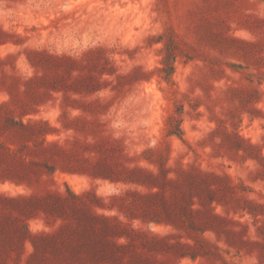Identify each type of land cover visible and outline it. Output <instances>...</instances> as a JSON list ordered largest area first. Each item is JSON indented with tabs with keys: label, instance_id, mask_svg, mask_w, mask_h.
<instances>
[{
	"label": "rangeland",
	"instance_id": "1",
	"mask_svg": "<svg viewBox=\"0 0 264 264\" xmlns=\"http://www.w3.org/2000/svg\"><path fill=\"white\" fill-rule=\"evenodd\" d=\"M0 264H264V0H0Z\"/></svg>",
	"mask_w": 264,
	"mask_h": 264
},
{
	"label": "trees",
	"instance_id": "2",
	"mask_svg": "<svg viewBox=\"0 0 264 264\" xmlns=\"http://www.w3.org/2000/svg\"><path fill=\"white\" fill-rule=\"evenodd\" d=\"M12 127H14L15 128V126H14V124L13 125H11ZM16 129V131L18 132L17 134H19L20 136H22V135H25V134H27L29 131L27 130V126H21V128L19 127V128H15ZM29 134V133H28ZM33 134H35V133H33ZM44 208V210H45V206L43 207ZM47 210V209H46ZM26 235H28V232H26L25 231V233H24V237H26ZM23 237V238H24ZM33 244H34V246H35V251H36V249H37V246H36V243H35V241L33 242ZM33 257V256H32Z\"/></svg>",
	"mask_w": 264,
	"mask_h": 264
}]
</instances>
